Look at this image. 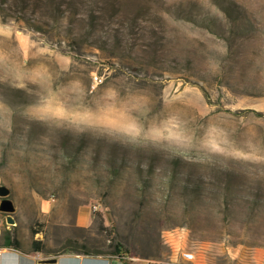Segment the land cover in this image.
I'll list each match as a JSON object with an SVG mask.
<instances>
[{"label": "rangeland", "instance_id": "obj_1", "mask_svg": "<svg viewBox=\"0 0 264 264\" xmlns=\"http://www.w3.org/2000/svg\"><path fill=\"white\" fill-rule=\"evenodd\" d=\"M0 185L55 248L264 256V0H0Z\"/></svg>", "mask_w": 264, "mask_h": 264}, {"label": "crops", "instance_id": "obj_2", "mask_svg": "<svg viewBox=\"0 0 264 264\" xmlns=\"http://www.w3.org/2000/svg\"><path fill=\"white\" fill-rule=\"evenodd\" d=\"M87 215V211L78 209L74 215L72 225L77 227L80 231L87 229L91 224V220ZM14 225L16 226V220L13 226ZM57 225L60 227L58 234L53 232L51 235H53V238L58 237V242L62 243L63 241H66L70 235L63 231L64 226L62 223ZM13 229L14 230H11L10 227H6L2 232H0V264H145L142 260L143 258L137 257L141 260L132 261L129 259L130 256L122 251H120L117 255H112L110 253L95 255L78 254L73 250H69L64 253H51L50 251H44L43 249L38 255H32L30 253V244L34 239L42 240L49 249L55 248V246L47 244V239L42 234L36 233L31 238H28L27 235L24 236L23 233L17 231L15 227H13ZM5 230H8L10 233L17 236L20 241V247L15 248L4 241L3 232ZM212 256L222 260H226V257H230L229 260H233L235 264H264V256L258 257V260H254V258H252L250 262L237 253L234 255L214 254ZM212 256L202 255V257H199L197 261L188 264H209L208 262L212 259ZM176 263L184 264V261L180 260Z\"/></svg>", "mask_w": 264, "mask_h": 264}, {"label": "trees", "instance_id": "obj_3", "mask_svg": "<svg viewBox=\"0 0 264 264\" xmlns=\"http://www.w3.org/2000/svg\"><path fill=\"white\" fill-rule=\"evenodd\" d=\"M3 239L6 243L12 245L13 247L17 248L20 247V241L18 240L17 236L15 234L10 233L8 230H5L3 232ZM30 253L32 255H38L41 250L44 249V251H50L51 253H64L69 250H73L77 252L78 254H105V253H110L112 255H117L120 253L122 245L120 242H116L112 246V249H110L108 252L105 251H95L92 250L86 246H83V249L78 250V248H69L67 246H59L57 248H47L46 245L42 240L34 239L32 240L30 244ZM130 256H136V255H130Z\"/></svg>", "mask_w": 264, "mask_h": 264}, {"label": "built area", "instance_id": "obj_4", "mask_svg": "<svg viewBox=\"0 0 264 264\" xmlns=\"http://www.w3.org/2000/svg\"><path fill=\"white\" fill-rule=\"evenodd\" d=\"M169 234L170 233L167 232L165 235L163 234V237L166 243H168L172 248L170 261L172 263L179 262L180 260L184 262H195L198 250L196 248L187 247L186 245L182 244L181 232H176L172 236H170ZM129 259L132 261L141 260L137 257H132V256H130ZM142 260L144 261L145 264H152L151 262H149L144 258Z\"/></svg>", "mask_w": 264, "mask_h": 264}, {"label": "water", "instance_id": "obj_5", "mask_svg": "<svg viewBox=\"0 0 264 264\" xmlns=\"http://www.w3.org/2000/svg\"><path fill=\"white\" fill-rule=\"evenodd\" d=\"M9 193L10 189L8 187H6L5 185H0V210L6 212V222L13 225L15 223V220L12 216V213H14L15 207L11 199L7 197Z\"/></svg>", "mask_w": 264, "mask_h": 264}]
</instances>
